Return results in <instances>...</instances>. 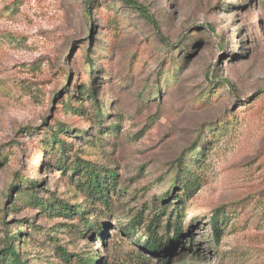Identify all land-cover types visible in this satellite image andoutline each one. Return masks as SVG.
<instances>
[{
  "label": "rangeland",
  "instance_id": "obj_1",
  "mask_svg": "<svg viewBox=\"0 0 264 264\" xmlns=\"http://www.w3.org/2000/svg\"><path fill=\"white\" fill-rule=\"evenodd\" d=\"M133 1L0 0V264H264V0Z\"/></svg>",
  "mask_w": 264,
  "mask_h": 264
},
{
  "label": "trees",
  "instance_id": "obj_2",
  "mask_svg": "<svg viewBox=\"0 0 264 264\" xmlns=\"http://www.w3.org/2000/svg\"><path fill=\"white\" fill-rule=\"evenodd\" d=\"M121 1L125 6L130 7L136 11H138L140 14H142L153 26V28L156 30V32L158 33V26L155 22V19L153 18V16L149 13L148 9L141 6L140 4H138L137 2L133 1V0H119ZM211 32L213 33V30H211ZM179 39L183 40V35H180ZM89 176H91V179L87 182L88 183V188L90 190V194L92 197L94 198H104L106 191L108 190V186L112 187L110 184H103L101 177H99L98 173L95 172H91L89 174ZM40 207V205H39ZM50 206L48 205L45 210L47 208H49ZM52 210V207H50ZM61 210L64 211L63 214H68L69 212L74 211L73 207L68 206L67 204H64L62 208H60ZM69 215V214H68ZM58 231L60 229V227H57ZM180 234H176L171 242L173 244H176L179 239H180ZM101 238H99L102 241V235H100ZM99 236V237H100ZM51 238H53V236H50ZM163 243L162 241H160L159 238H156V236L154 234L149 235L146 238V241L143 244V252H136L135 251H131L132 256H130V259L126 262L127 264H133L132 259L135 257L136 255V263L137 264H146L150 259L148 258V256L146 257V253H149V255L152 256H156L157 258H160L161 256V252H162V247H163ZM60 250V255L62 257V259H68V253L61 248H57ZM7 253L11 256L12 260L14 261L15 264H26V262H24L23 260H21L20 256L17 254L16 250L13 247H9L7 248ZM80 262V264H91L89 263L87 260H78Z\"/></svg>",
  "mask_w": 264,
  "mask_h": 264
}]
</instances>
